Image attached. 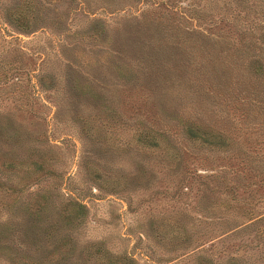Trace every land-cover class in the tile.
Segmentation results:
<instances>
[{"label": "rangeland", "instance_id": "374dc122", "mask_svg": "<svg viewBox=\"0 0 264 264\" xmlns=\"http://www.w3.org/2000/svg\"><path fill=\"white\" fill-rule=\"evenodd\" d=\"M240 4L0 0V264H264Z\"/></svg>", "mask_w": 264, "mask_h": 264}, {"label": "trees", "instance_id": "16d2710c", "mask_svg": "<svg viewBox=\"0 0 264 264\" xmlns=\"http://www.w3.org/2000/svg\"><path fill=\"white\" fill-rule=\"evenodd\" d=\"M240 1L241 0H233V3L238 8L242 9L243 6H241ZM251 4H253V2ZM243 9L249 8H245L244 6ZM17 16L18 15H16V17ZM247 23L249 24V26H245L243 28H248L250 30H260L261 26L264 24H262L261 22L257 25L250 24V22ZM257 39H259L256 40V47L258 48V50H253L252 46V50H250V48H247L246 42L243 41L240 52L237 51L235 56L237 63V94L238 96L244 98L245 104H251L249 110L252 108L262 110V108L264 107V54H262L261 49L262 47L264 48V27L258 32ZM227 78L228 77H225V83H227ZM224 88L225 90H229V84H227V86H225ZM242 98L241 100H243ZM245 104L241 103L240 106L244 107ZM0 164L6 168H11L14 165L12 158H4L3 155H0Z\"/></svg>", "mask_w": 264, "mask_h": 264}]
</instances>
